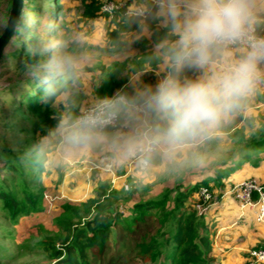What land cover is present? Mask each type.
I'll list each match as a JSON object with an SVG mask.
<instances>
[{"label":"clouds","instance_id":"clouds-1","mask_svg":"<svg viewBox=\"0 0 264 264\" xmlns=\"http://www.w3.org/2000/svg\"><path fill=\"white\" fill-rule=\"evenodd\" d=\"M106 2L99 42L94 24L80 28L63 7L20 0L17 8L12 0L0 12V39L26 50L15 86L56 112L25 155L44 171L89 157L110 170L132 168L129 190L245 155L241 136L264 130L256 113L264 100V0ZM144 41L140 54L135 46ZM114 73L126 82L98 96ZM148 74L155 83L145 82ZM10 87L0 80V93ZM226 140L233 146L225 151Z\"/></svg>","mask_w":264,"mask_h":264},{"label":"trees","instance_id":"trees-1","mask_svg":"<svg viewBox=\"0 0 264 264\" xmlns=\"http://www.w3.org/2000/svg\"><path fill=\"white\" fill-rule=\"evenodd\" d=\"M80 1L86 5L84 22L103 19L106 25L105 0ZM11 2H8V7ZM116 29L117 25L112 24L111 31ZM139 44L146 48L149 42ZM18 52L22 55L24 48L10 52L12 59ZM125 82L119 73L112 74L99 87V96L111 95ZM8 96L5 100L7 108L0 106L1 124L4 123L8 130L18 128V124L11 122L15 113L30 119L33 131H45L55 123V109L51 103L40 101L39 94L18 88L13 83ZM257 104L264 105V100ZM245 142L248 151L244 158L225 161L213 169L210 176H199L192 183L186 182V176L178 177L172 188H166L154 198L135 199L138 191L133 188L131 200H127L124 199L126 190L123 187L116 190L111 181H103L93 198L78 206L66 205L65 216L56 221L60 232L54 236L40 233L36 245L52 264H94L95 260L112 258L113 246L128 236L133 249L125 264H220L213 255L216 225L206 220L207 211L198 208L203 204L200 191L209 189L212 195L209 206L221 198L228 187L227 180L246 162L254 163L248 152L257 153L264 146V130ZM8 143L2 148L6 155L2 157L8 160L0 165V210L7 220L15 223L21 215L43 210L45 196L44 188L38 183L37 172L29 176L25 170L27 165H32L39 171L40 165L34 160L24 164L17 157L19 152L13 151ZM5 172L11 175L6 176Z\"/></svg>","mask_w":264,"mask_h":264},{"label":"rangeland","instance_id":"rangeland-1","mask_svg":"<svg viewBox=\"0 0 264 264\" xmlns=\"http://www.w3.org/2000/svg\"><path fill=\"white\" fill-rule=\"evenodd\" d=\"M9 1L10 0H0V12L7 10ZM37 3L41 6L66 8L71 14L69 20L73 22L79 21L80 28L86 30L88 23L95 25L96 31L91 34L93 42L103 40L105 21L101 19L97 21L84 22L83 15L86 5L82 1L37 0ZM142 43H146V41ZM145 46L146 48H143L140 44H137L135 47L137 48L138 53L143 54L148 50L149 44ZM22 48L24 47H9L8 52L4 57L5 59H3L0 64V80L6 79L10 85L23 75L26 50L24 48L25 53L22 55L18 52L15 59H12L10 52L16 49L20 50ZM98 91L99 88L96 90V94L99 96ZM8 98V94L0 93V106L7 108L5 100ZM256 113L258 117L264 121V105L256 104ZM31 118L34 119L35 117ZM1 122L2 116H0V156L2 158L0 165L8 160L2 157L3 155L6 156L5 153L2 152V148L8 142L13 151L19 152L17 157H19L24 164H28L33 161L32 157L25 155V153L28 146L35 142L36 139L44 133V131H33L32 121L24 115L21 116L18 113H15L11 118V122L18 124L17 129L8 130L4 127V123L1 124ZM262 131L263 130H259L255 134L249 135L246 138L241 136V140H248L251 137H257ZM233 132H236V129H233ZM232 146V141L226 140V143L222 146V148L226 151ZM256 152L257 153L253 154L248 152L252 155L254 163L246 162V164L251 163L254 166H259L264 163V146ZM241 158H244V155ZM98 160V158L92 157L83 158L73 161L67 167L48 171H44L42 168L37 171L32 165L26 166L25 170L27 175L30 176L32 172H37V178H39L38 183H40V186L44 188V208L40 212L34 214L19 216L15 223H11L7 220L5 213L0 210V264H52V261H50L44 252L36 245L40 240L39 234L42 233L47 236L57 235L60 230L56 221L65 216L66 205L78 206L95 196V190L101 182L106 180L112 182L113 177L111 175L95 169V165L98 164ZM210 171L185 175L186 180L190 181L192 177L197 174L206 176ZM122 173L123 170H118V174L121 175ZM3 174H7L6 176L11 175L10 172H5ZM134 175L135 174L133 172L129 177L128 183H130V179ZM175 180L176 178L152 176L144 182L143 186L134 188L138 191V194L135 195L134 198L148 199L157 197L159 194L164 192L166 188H172L175 184ZM227 182L229 183V180ZM229 186L226 190L229 189ZM233 187L231 189H233ZM113 188L120 190L114 185ZM131 198V190L126 191L124 199L131 200ZM115 246L116 245H114L111 249V253H114L112 258H104L102 260L99 259V261L95 260L94 264H125L129 260L131 250L133 249L131 241L129 242V237L127 236L126 239L118 242L116 248H114Z\"/></svg>","mask_w":264,"mask_h":264},{"label":"crops","instance_id":"crops-1","mask_svg":"<svg viewBox=\"0 0 264 264\" xmlns=\"http://www.w3.org/2000/svg\"><path fill=\"white\" fill-rule=\"evenodd\" d=\"M144 79L145 82L155 83L156 78L154 74H148ZM210 172L206 176L197 174L186 182H195L199 176H210ZM132 173L133 170H123L121 175H117L114 186L121 189ZM247 179H256L264 184V163L259 166L247 163L234 173L227 182L229 189L207 210L206 220L216 225L213 255L220 264H246L248 252L264 246V224L257 221V209H243L231 193L233 186Z\"/></svg>","mask_w":264,"mask_h":264},{"label":"built area","instance_id":"built-area-1","mask_svg":"<svg viewBox=\"0 0 264 264\" xmlns=\"http://www.w3.org/2000/svg\"><path fill=\"white\" fill-rule=\"evenodd\" d=\"M111 11V7L105 1L103 4V12L108 13ZM98 164L95 165V169L101 170L102 172L109 174L113 177L112 184H116V178L118 170H110L105 167L103 160L99 159ZM131 171L132 168H127ZM129 172H127L128 175ZM129 183L126 182L123 188L129 191L127 187ZM231 193L236 200L239 201L243 209L251 208L257 209V221L264 224V184L256 179H247L240 184H237L231 189ZM200 195L203 198V204L198 206L200 210L207 211L209 205H207L211 199L212 195L207 188H202ZM246 264H264V247L254 248L248 252Z\"/></svg>","mask_w":264,"mask_h":264},{"label":"water","instance_id":"water-1","mask_svg":"<svg viewBox=\"0 0 264 264\" xmlns=\"http://www.w3.org/2000/svg\"><path fill=\"white\" fill-rule=\"evenodd\" d=\"M20 0H16V7L19 8ZM9 49V45L7 40L0 39V64L4 58V56L7 54Z\"/></svg>","mask_w":264,"mask_h":264}]
</instances>
